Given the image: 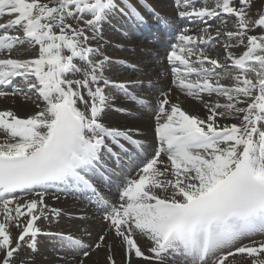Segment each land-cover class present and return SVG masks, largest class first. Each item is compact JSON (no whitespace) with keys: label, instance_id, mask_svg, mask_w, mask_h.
Instances as JSON below:
<instances>
[{"label":"snow or ice","instance_id":"obj_1","mask_svg":"<svg viewBox=\"0 0 264 264\" xmlns=\"http://www.w3.org/2000/svg\"><path fill=\"white\" fill-rule=\"evenodd\" d=\"M175 8L201 27L195 36L185 28L170 51L178 95L160 99L159 146L141 158V130L108 122L109 110L126 111L118 96L140 106L146 98L112 78L127 62L106 53L103 26L117 16L147 25L141 9L168 19L147 0H0V97L42 101L24 116L0 110V264H32L42 236L74 264H97L100 251L104 264H264V3ZM180 95L206 114L189 112ZM125 168L135 178L113 203L97 181ZM78 192L103 211L88 243L86 229L43 227L62 216L52 201Z\"/></svg>","mask_w":264,"mask_h":264},{"label":"bare ground","instance_id":"obj_2","mask_svg":"<svg viewBox=\"0 0 264 264\" xmlns=\"http://www.w3.org/2000/svg\"><path fill=\"white\" fill-rule=\"evenodd\" d=\"M147 2L149 5L153 6L156 9L157 13L165 16L168 19V24L175 26L176 30L179 29L183 33L185 29L181 26V19L183 18L179 17L177 14V9L175 8V0H147ZM150 15L152 17L151 20L153 21V23L157 26H161V23L157 20H154L152 14ZM130 22L131 21H129L125 17L117 16L113 18L109 23L104 24L103 39L104 41H107V44L105 45V51L112 58H119V60L130 62L126 57L128 53H125V51L121 50V48H115L123 44L131 50L132 53L129 54L133 58L135 63L138 62L137 66H139V61H142L146 57H150L160 48L157 47L156 49H154L153 43L149 44L137 42V34L141 29V25H131ZM186 29H188V32L191 31L190 27H186ZM147 32L148 29H146L144 33L146 34ZM219 48H215L214 50H217ZM216 54L217 52L215 53V55ZM27 55L30 57L35 56L36 49L29 48ZM153 62H156V60L152 58V60H150V65L149 60L144 61L142 62V64H140L142 67L143 65H149L150 67L148 68H151L152 65H154ZM126 67L127 66H123L119 70L114 69L113 73L115 74V72L117 71L121 72ZM133 68H128V70ZM164 68H170L167 60L166 63H164L163 68H161L160 66L157 69L159 71L160 69ZM167 74L168 75L166 76L165 73L164 77L156 75L149 81H145L139 85L133 86V88L139 93V95L143 96L144 98L150 99V104L146 103V106H140L128 101L123 96H118L115 101L116 107L124 108L126 109V111L121 112L109 110L108 112V122L110 124L117 127L138 128L141 130L140 137L145 141V151L146 153H149V155H151L152 150L156 148L154 132L155 115L158 103L166 93L170 94L172 97H176L178 95V90L174 84V77L171 75V73ZM147 87H151V90H147ZM130 89L132 88L130 87ZM157 94L159 98H150ZM205 99L208 98L205 97ZM213 99L216 98L213 97ZM180 102L182 103L183 107L186 108L189 112L197 113L201 116H204L206 114V109H203L200 106L199 101H193L191 98L180 95ZM37 104H42V101H40L39 97H31V99L28 100H25L21 96L13 95L0 97V110H14L21 116L30 114L35 111L37 108ZM52 203L54 204V206L60 207L63 210V213L61 218H59L58 221L54 219L50 226L47 222H45L43 225L45 231H72L74 233L81 234L86 229L87 231L91 232L92 235L90 236V239L89 236L83 235L82 239L84 241H87V239L88 241H90L94 240L105 226V224L94 213V209L90 205H87L82 199H79L72 195H67L66 197L64 195H61V198L59 200L52 201ZM78 214H83V216L80 217ZM256 238L260 240L264 239V236L257 234ZM39 240V250L33 254L32 264H74V260L71 255L65 253L62 249H59L56 241L53 238L42 236L39 237ZM93 259L97 262V264H104V253L102 251L96 253Z\"/></svg>","mask_w":264,"mask_h":264},{"label":"rangeland","instance_id":"obj_3","mask_svg":"<svg viewBox=\"0 0 264 264\" xmlns=\"http://www.w3.org/2000/svg\"><path fill=\"white\" fill-rule=\"evenodd\" d=\"M256 1V2H255ZM254 2L257 4V6H259L261 3H264V0H254ZM197 24H200V22H198V23H196L195 22V24L193 25V26H197ZM200 28V27H199ZM198 28V29H199ZM198 29H196L195 31L194 30H192L191 29V31L189 32L190 34H192V35H196L197 34V31H198ZM179 32H181L179 29H177L176 31H175V33H179ZM182 33V32H181ZM138 37V36H137ZM178 40L179 39H177V41H175V42H178ZM137 42H141V43H149V44H151L152 42H149V41H141V40H139L138 38H137V40H136ZM223 41H221V43H222ZM154 44V43H153ZM120 45V44H119ZM176 45V44H175ZM122 46H125V45H122ZM218 46V47H217ZM219 46H220V44H214L213 45V50H212V55H215V53L217 52V50H214L215 48H219ZM160 48V46H156L155 44H154V46H153V48L154 49H156V48ZM116 48V47H115ZM124 51H125V53H132L131 52V50L130 49H125L124 48ZM127 54V55H128ZM126 55V57H127V59L132 63V64H134V65H136L137 66V63H135L134 62V60H133V58L130 56V54L127 56ZM149 55V54H148ZM160 57V56H159ZM154 58H157V57H153V59ZM144 59H146V60H144ZM142 61H139V66H141V64H142V62H144V61H148L149 60V65H150V60H152V57H146V58H144ZM160 59V58H159ZM154 60H156V59H154ZM160 60H156V62H153V64L154 63H159L160 65H162L163 64V62L161 63V62H159ZM141 63V64H140ZM149 65H147V66H144L143 65V68H142V70H140V71H137V72H133L132 74L134 75V77L132 76L131 78V80H133V79H136L137 77H135V76H138V77H140V78H147V80L146 81H149V80H151L152 78H154L156 75L158 76V75H161L162 74V76L164 75L165 76V72H164V70H159V72H158V69L156 68V67H154L156 64H154V65H152V67L151 68H148V67H150ZM119 67V68H118ZM123 67V66H122ZM122 67H120V66H114V69H116V70H119V69H121ZM155 68V69H154ZM161 68H163V66H161ZM114 69L112 70V74H113V76H112V78H114L115 80H119V79H126L127 78V75H129V70H134V68L133 69H129V70H127L126 68H124L121 72L120 71H117V72H115V74L113 73V71H114ZM146 71V72H145ZM145 73V74H144ZM125 74V75H124ZM168 74L166 73V76H167ZM163 76V77H164ZM149 78V79H148ZM151 78V79H150ZM119 81H121V80H119ZM170 91V90H169ZM168 91V92H169ZM32 97L33 98H37V95H32ZM155 98V99H157V98H159V96H158V94L157 95H155V96H152V97H150V98Z\"/></svg>","mask_w":264,"mask_h":264}]
</instances>
